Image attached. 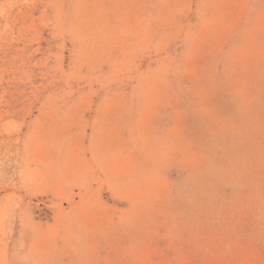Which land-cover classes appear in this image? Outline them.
<instances>
[{
    "label": "rangeland",
    "instance_id": "1",
    "mask_svg": "<svg viewBox=\"0 0 264 264\" xmlns=\"http://www.w3.org/2000/svg\"><path fill=\"white\" fill-rule=\"evenodd\" d=\"M0 264H264V0H0Z\"/></svg>",
    "mask_w": 264,
    "mask_h": 264
}]
</instances>
